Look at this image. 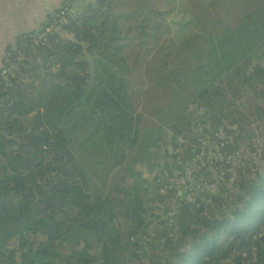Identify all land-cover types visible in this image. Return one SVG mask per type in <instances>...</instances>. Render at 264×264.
Returning <instances> with one entry per match:
<instances>
[{
	"label": "trees",
	"instance_id": "trees-1",
	"mask_svg": "<svg viewBox=\"0 0 264 264\" xmlns=\"http://www.w3.org/2000/svg\"><path fill=\"white\" fill-rule=\"evenodd\" d=\"M70 1L0 68V264H264V157L170 222L163 163L151 181L136 165L162 146L192 156L200 107L231 150L254 135L264 148V0H179L173 31V0Z\"/></svg>",
	"mask_w": 264,
	"mask_h": 264
},
{
	"label": "built area",
	"instance_id": "built-area-1",
	"mask_svg": "<svg viewBox=\"0 0 264 264\" xmlns=\"http://www.w3.org/2000/svg\"><path fill=\"white\" fill-rule=\"evenodd\" d=\"M68 7V4H63L59 12L54 14L52 24L46 26L37 37L45 39L46 33L59 30L66 21ZM7 72L6 69L1 71L2 74ZM208 120L209 114L206 108H198L193 122L195 136L193 155L183 159L177 150L175 152L177 155L171 161L170 168L167 170L162 167L158 172L155 180L157 191L162 195H168L172 202V212L168 213V222L178 206L194 199L196 194L202 193V197L214 195L216 183L211 179H222L226 175H234L239 169H246L254 175L258 164L264 157L263 147L254 146L231 150L228 139L221 132L211 129ZM143 238L148 239L147 236ZM163 242L162 239L161 244Z\"/></svg>",
	"mask_w": 264,
	"mask_h": 264
},
{
	"label": "crops",
	"instance_id": "crops-1",
	"mask_svg": "<svg viewBox=\"0 0 264 264\" xmlns=\"http://www.w3.org/2000/svg\"><path fill=\"white\" fill-rule=\"evenodd\" d=\"M66 0H0V68L6 48L16 36L36 31L46 20L50 10L65 4ZM74 8L83 7L95 0H72ZM72 6V7H73Z\"/></svg>",
	"mask_w": 264,
	"mask_h": 264
},
{
	"label": "rangeland",
	"instance_id": "rangeland-1",
	"mask_svg": "<svg viewBox=\"0 0 264 264\" xmlns=\"http://www.w3.org/2000/svg\"><path fill=\"white\" fill-rule=\"evenodd\" d=\"M114 2V9H120L123 7V5H129L128 2H130V0H114L112 1V3ZM179 0H173L172 3H171V6H174L172 8H170V12L167 13V23H168V27L170 30L173 31V22L175 19L179 20L180 16L182 15V11L184 10V4L183 5H179ZM170 6V7H171ZM178 6V7H176ZM169 8V7H168ZM170 139V138H169ZM142 148L144 149L143 150V153L140 155L141 156H146V149L150 147L151 143L153 142V133L150 131V130H144L143 131V134H142ZM246 143L249 144L248 141H246ZM250 145L251 147H263V142H262V139L261 137H259V135H254V137L251 139L250 141ZM170 140H168V143H167V146L166 148H170ZM164 146H162L161 148H153L152 152H154L155 154V157L152 158V160H150L149 162V167L151 168H148L147 165L145 164H141V161L144 160V159H140L139 162H136V165L138 168L141 169V173L143 174L141 178H144L146 180H150L153 178V175L154 173L158 172V169L157 167H154V161H158L159 163H163V164H160V167H164L166 164L169 166L171 164V161H172V157L170 156H164ZM141 148V149H142ZM139 157V158H140ZM147 157H145V161H147ZM155 169V170H153ZM168 170V169H167ZM223 182V181H222Z\"/></svg>",
	"mask_w": 264,
	"mask_h": 264
}]
</instances>
